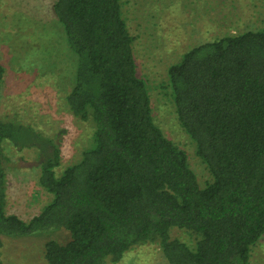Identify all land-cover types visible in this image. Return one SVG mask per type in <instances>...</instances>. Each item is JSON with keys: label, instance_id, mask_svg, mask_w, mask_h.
<instances>
[{"label": "trees", "instance_id": "trees-1", "mask_svg": "<svg viewBox=\"0 0 264 264\" xmlns=\"http://www.w3.org/2000/svg\"><path fill=\"white\" fill-rule=\"evenodd\" d=\"M122 5H53L77 58L66 103L75 118L93 122V142L60 175L51 148L39 184L52 200L25 222L7 212L5 143L41 137L0 121V264L4 239L60 229L70 238L45 244L47 264L117 263L146 244L168 264H249L264 235V29L195 46L168 68L177 120L211 176L201 187L187 154L154 121ZM4 75L0 62V92ZM174 229L193 242L172 238Z\"/></svg>", "mask_w": 264, "mask_h": 264}, {"label": "rangeland", "instance_id": "rangeland-1", "mask_svg": "<svg viewBox=\"0 0 264 264\" xmlns=\"http://www.w3.org/2000/svg\"><path fill=\"white\" fill-rule=\"evenodd\" d=\"M56 0H0V62L5 75L0 92V121L30 128L41 137L27 146L7 141V212L27 222L52 196L39 184L41 164L52 147L60 153V175L77 163L93 142L91 120L75 118L66 103L74 85L77 58L53 14ZM134 37L138 76L148 87L153 118L164 135L188 157L199 185L211 180L196 147L180 127L168 89V68L200 44L229 35L264 29V0H122ZM49 142L52 143L49 144ZM172 238L192 243L174 229ZM67 231L50 230L29 237L4 239V264H47L45 244L66 243ZM168 264L157 245L136 246L117 263ZM249 264H264V235Z\"/></svg>", "mask_w": 264, "mask_h": 264}]
</instances>
